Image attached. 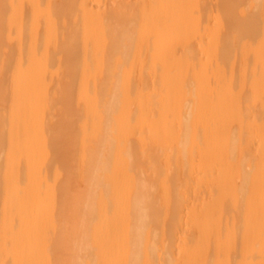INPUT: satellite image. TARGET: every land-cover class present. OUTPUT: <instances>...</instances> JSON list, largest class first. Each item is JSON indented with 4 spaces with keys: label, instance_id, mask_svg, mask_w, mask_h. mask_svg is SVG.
<instances>
[{
    "label": "bare ground",
    "instance_id": "bare-ground-1",
    "mask_svg": "<svg viewBox=\"0 0 264 264\" xmlns=\"http://www.w3.org/2000/svg\"><path fill=\"white\" fill-rule=\"evenodd\" d=\"M0 264H264V0H0Z\"/></svg>",
    "mask_w": 264,
    "mask_h": 264
}]
</instances>
